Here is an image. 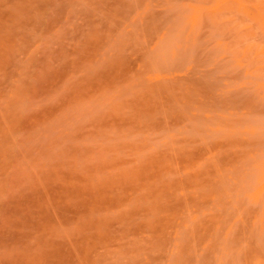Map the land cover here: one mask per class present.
Returning <instances> with one entry per match:
<instances>
[{"label": "rangeland", "instance_id": "obj_1", "mask_svg": "<svg viewBox=\"0 0 264 264\" xmlns=\"http://www.w3.org/2000/svg\"><path fill=\"white\" fill-rule=\"evenodd\" d=\"M0 264H264V0H0Z\"/></svg>", "mask_w": 264, "mask_h": 264}]
</instances>
